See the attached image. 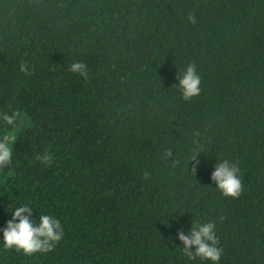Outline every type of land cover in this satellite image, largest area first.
Here are the masks:
<instances>
[{"label": "trees", "instance_id": "16d2710c", "mask_svg": "<svg viewBox=\"0 0 264 264\" xmlns=\"http://www.w3.org/2000/svg\"><path fill=\"white\" fill-rule=\"evenodd\" d=\"M193 62L201 93L186 102ZM15 110V126L0 119L16 137L0 229L28 203L65 234L24 256L0 231V264H212L177 235L209 221L219 264H264V0H0V114ZM46 150L51 166L34 159ZM224 158L241 169L236 200L211 180Z\"/></svg>", "mask_w": 264, "mask_h": 264}, {"label": "clouds", "instance_id": "9594fccd", "mask_svg": "<svg viewBox=\"0 0 264 264\" xmlns=\"http://www.w3.org/2000/svg\"><path fill=\"white\" fill-rule=\"evenodd\" d=\"M188 21L196 23L194 15L188 16ZM19 70L26 75L31 74L32 69L26 64H20ZM68 71L77 74L85 81L90 80L88 66L83 61H74ZM201 76L198 74L195 62L187 65L186 69L178 76V88L182 99L191 101L201 93ZM21 113L18 110L11 114L2 113L0 119L5 124L15 126ZM199 135V133H195ZM16 143L15 136L4 135L0 137V169L7 168L12 163L13 145ZM171 155V152L168 153ZM54 154L45 151L43 154L37 152L34 159L40 163L51 166ZM192 171L195 173L200 161L198 154L192 156ZM241 169L235 162L227 158L222 159L214 166L211 173V180L215 182L221 195L233 200L239 199L245 191ZM143 178L148 180L150 172L145 171ZM12 218L6 222V226L0 229L3 233L2 246L5 251H15L24 256L47 254L53 252L56 246L64 237L65 230L59 219L50 214H40L39 222L36 223L33 217V208L28 203L15 207L11 212ZM178 238L183 243L182 253L189 259L200 258L203 261H210L212 264H219L223 248L220 247V240L216 234V224L212 221L197 224L193 222L189 233L183 230L178 232ZM194 246L195 250H192Z\"/></svg>", "mask_w": 264, "mask_h": 264}]
</instances>
